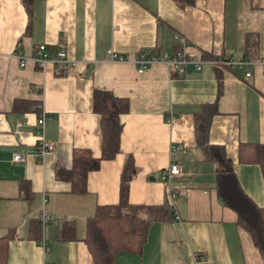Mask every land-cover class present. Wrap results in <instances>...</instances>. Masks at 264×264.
<instances>
[{
	"label": "crops",
	"instance_id": "0c3cea01",
	"mask_svg": "<svg viewBox=\"0 0 264 264\" xmlns=\"http://www.w3.org/2000/svg\"><path fill=\"white\" fill-rule=\"evenodd\" d=\"M174 34L185 38V52L192 57L205 52L258 60L264 57V0H35L28 14L20 0H0L5 264H93L82 241L85 218L95 206L116 202L127 154L136 167L130 203L165 199L160 172L170 162L180 174L169 185L184 192L173 199V220L149 227L140 254L117 252L113 264H264L248 233L236 225L235 213L219 203L215 163L202 151L206 144L222 146L243 191L264 207L258 167L236 160L240 142L264 144V70L255 66L244 77L242 70L204 64L171 75L161 64L138 73L130 63L109 61L108 50L128 58L141 50L171 52L177 47ZM38 44L49 52L64 50L75 63L63 74L53 67L43 73L32 63L19 67L13 54L30 55ZM93 88L128 99V110L120 115L119 153L87 173L84 192L71 193L60 174L70 166L72 148L100 154ZM41 110L44 137L54 144L42 158L33 135ZM197 123L206 126L198 135ZM13 153L23 160L11 161ZM41 209L48 216L46 251L39 246L36 224ZM65 220L72 221L75 239L57 237Z\"/></svg>",
	"mask_w": 264,
	"mask_h": 264
},
{
	"label": "trees",
	"instance_id": "16d2710c",
	"mask_svg": "<svg viewBox=\"0 0 264 264\" xmlns=\"http://www.w3.org/2000/svg\"><path fill=\"white\" fill-rule=\"evenodd\" d=\"M26 13L35 0H20ZM204 58H219L205 52ZM216 67V66H214ZM223 67H216L221 69ZM230 70L232 68L226 67ZM56 70V69H55ZM57 74H63L57 70ZM220 76L217 86H220ZM211 104V110L214 107ZM91 110L99 116L100 154L93 157L86 148H72L70 166L60 177L70 185L71 193L85 191L86 175L97 168L100 161L112 160L119 153L120 115L128 110V99L114 96L110 91L95 89L91 95ZM204 123L195 125L198 135L205 131ZM204 157L215 163L213 187L220 203L235 213L236 225L245 230L260 258L264 262V207H259L241 188L232 169V162L220 145H204ZM236 160L241 164H254L264 179V144L240 142ZM136 171L131 154L124 157L118 176L117 200L111 204L97 205L85 218L84 242L93 264H113L117 252L140 254L149 227L156 222H170L174 214L165 199L159 204L143 205L128 200L129 182ZM36 224L39 229L37 219ZM72 221H63L57 237L61 240L75 239ZM7 236L0 238V264H5ZM179 264V263H172Z\"/></svg>",
	"mask_w": 264,
	"mask_h": 264
},
{
	"label": "built area",
	"instance_id": "2783aa9c",
	"mask_svg": "<svg viewBox=\"0 0 264 264\" xmlns=\"http://www.w3.org/2000/svg\"><path fill=\"white\" fill-rule=\"evenodd\" d=\"M174 42L177 43L175 50L171 52L158 53L155 50H141L138 51L132 58H128L122 55H116L112 50H108L109 61L130 63L136 67L138 73L143 72L146 68L154 64L163 65L167 73L169 74H183L186 70H200L204 64H209L216 67L232 68L236 70H242L244 77L250 76L251 68L259 66L264 70V57L258 60L251 61L244 58H234L232 56H225L219 58H204V57H192L185 52L187 42L181 35H173ZM17 60L19 67H25L28 63L35 64L41 72L49 70L50 67L60 70L61 73H65L67 69L75 63V61L68 56L64 50H55L49 52L45 49L43 44H38L36 49L30 55H22L19 51L13 54ZM40 108V105H34L32 109ZM44 112L39 111L35 124L33 127V135L35 139L36 155L42 158L45 153L52 151L53 142L45 139L44 137ZM176 149V147H173ZM23 160V156L17 153H13L11 161L19 162ZM180 170L176 163L170 162L166 168L160 172V178L166 181V199L169 202L171 209H173V199L176 195L183 194L182 188L172 189L169 185V181L173 176L179 175ZM37 223L41 232V238L39 240V246L46 251L48 250V244L45 242L44 229L48 220L47 214L41 209L37 214Z\"/></svg>",
	"mask_w": 264,
	"mask_h": 264
},
{
	"label": "water",
	"instance_id": "95a60500",
	"mask_svg": "<svg viewBox=\"0 0 264 264\" xmlns=\"http://www.w3.org/2000/svg\"><path fill=\"white\" fill-rule=\"evenodd\" d=\"M91 70H92V65H90V66L87 68L86 73H89ZM150 179H152V178H150ZM219 203H220V201H219Z\"/></svg>",
	"mask_w": 264,
	"mask_h": 264
}]
</instances>
